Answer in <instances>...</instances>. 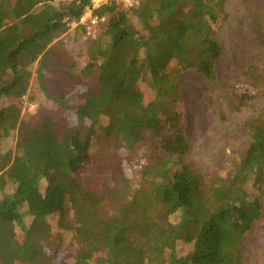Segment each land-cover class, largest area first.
Segmentation results:
<instances>
[{
  "label": "trees",
  "instance_id": "trees-1",
  "mask_svg": "<svg viewBox=\"0 0 264 264\" xmlns=\"http://www.w3.org/2000/svg\"><path fill=\"white\" fill-rule=\"evenodd\" d=\"M59 1L0 0V143L16 131L14 151L0 154V264H51L47 218L66 202L77 246L70 264H243V238L262 215L264 72L251 68L236 88L240 106L261 107L241 125L246 140L228 170L207 182L186 160L177 112L182 71L214 77L225 0H145L122 11L110 1L95 9L107 22L90 40L86 65L68 78L85 84L72 105L53 91L67 73L54 41L89 1ZM34 64L37 90L57 108L23 120ZM139 82L153 92L150 101ZM69 111L73 123L62 115ZM99 161L111 162L113 174L97 191L86 176ZM178 242L191 246L184 258Z\"/></svg>",
  "mask_w": 264,
  "mask_h": 264
},
{
  "label": "rangeland",
  "instance_id": "rangeland-1",
  "mask_svg": "<svg viewBox=\"0 0 264 264\" xmlns=\"http://www.w3.org/2000/svg\"><path fill=\"white\" fill-rule=\"evenodd\" d=\"M70 1L59 2L68 4ZM143 1L145 0L136 1L131 8L140 6ZM117 6L118 11L126 9L122 5ZM102 19L103 21L95 27L93 36H88L84 29L71 21L67 31L54 41L60 45L57 48L61 54L60 68L66 69L67 73L59 77L53 91L55 95L63 93L70 96L67 100L68 105L74 104L77 95L85 91V84L71 85L68 78L78 75L86 65L90 40L100 35L102 26L107 22V16ZM221 19L222 22L218 23L214 35L220 47L214 77L207 79L193 69H188L181 72L178 82L177 112L180 116L182 135L190 146L186 160L197 168L205 182L212 172L224 174L228 170L231 159L237 156L241 144L246 140L241 125L256 115L261 107L258 101L240 106L236 88L244 87L246 75L251 68L264 72V0H225ZM34 69L35 64L31 67L32 77L28 91L21 100L23 120L38 111H52L57 108L53 100L44 97L37 90ZM139 87L144 101H150L154 94L147 84L139 82ZM4 103L5 101H1L0 106ZM62 115L69 123L74 122L72 112H65ZM15 138L14 130L0 143V154L7 150L14 151ZM96 159H99L97 155ZM99 163V167L86 176V180L97 191L111 184L113 174L111 162ZM40 184L42 190L45 182L42 180ZM13 188L12 184H8L4 191L11 193ZM260 207L262 215L254 221L252 228L243 238V264H264V194L260 200ZM72 217V211L66 202L63 213L52 214L47 218L50 238L45 251L51 264H70L74 261L77 246L71 237V228L74 226ZM30 221L29 216H24V227H27ZM16 231L20 233L19 228H16ZM190 249V245L178 242L176 255L178 258H184Z\"/></svg>",
  "mask_w": 264,
  "mask_h": 264
},
{
  "label": "built area",
  "instance_id": "built-area-1",
  "mask_svg": "<svg viewBox=\"0 0 264 264\" xmlns=\"http://www.w3.org/2000/svg\"><path fill=\"white\" fill-rule=\"evenodd\" d=\"M89 8L86 9L84 14L81 16L79 21L75 24L84 29L85 33L88 36L94 35V29L99 22L103 21V17H100L93 14V11L98 7L107 4L110 1H113L117 5H122L124 8L129 9L136 4L138 0H88Z\"/></svg>",
  "mask_w": 264,
  "mask_h": 264
}]
</instances>
